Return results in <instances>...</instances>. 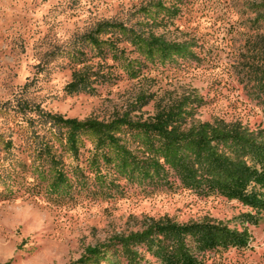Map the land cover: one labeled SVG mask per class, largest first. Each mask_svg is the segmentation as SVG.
Returning <instances> with one entry per match:
<instances>
[{"label": "rangeland", "instance_id": "374dc122", "mask_svg": "<svg viewBox=\"0 0 264 264\" xmlns=\"http://www.w3.org/2000/svg\"><path fill=\"white\" fill-rule=\"evenodd\" d=\"M83 68L93 92L67 94ZM182 100L181 130L234 124L264 144V0H0V264H127L116 239L163 219L247 231L203 264H264V210L197 192L200 173L134 126ZM52 116L114 129L73 152Z\"/></svg>", "mask_w": 264, "mask_h": 264}, {"label": "trees", "instance_id": "16d2710c", "mask_svg": "<svg viewBox=\"0 0 264 264\" xmlns=\"http://www.w3.org/2000/svg\"><path fill=\"white\" fill-rule=\"evenodd\" d=\"M149 46L162 50L175 49L168 48L167 43L154 37ZM93 76L87 68L74 71L65 86L66 93H92L90 78ZM186 106L185 100L173 103L157 110L149 123L134 126L155 134L183 167L187 177L192 179V175L200 173V182L192 179L198 183L195 186L197 192L216 191L251 210H264V199L260 194L264 190V144L257 142L260 139L258 133L221 122H195L181 130L182 115L187 114L184 111ZM50 118L67 129V144L73 152L76 151V138L80 133L114 129L112 124L104 125L93 120L78 122L60 116ZM190 143L196 145V151L192 154L193 159L188 161L184 148ZM247 156L250 165L246 164ZM246 218L250 219L251 215H246ZM248 241L245 229H229L221 221L204 219L179 225L163 219L150 220L141 231L117 238L116 244L127 264H139L137 249L149 255H158L161 264H203L200 255L217 249L244 248Z\"/></svg>", "mask_w": 264, "mask_h": 264}]
</instances>
